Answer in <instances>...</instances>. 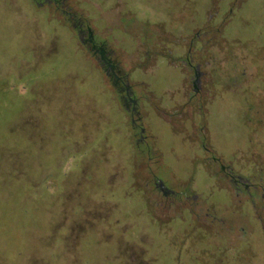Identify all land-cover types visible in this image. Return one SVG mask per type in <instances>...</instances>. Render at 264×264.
<instances>
[{
    "label": "rangeland",
    "instance_id": "rangeland-1",
    "mask_svg": "<svg viewBox=\"0 0 264 264\" xmlns=\"http://www.w3.org/2000/svg\"><path fill=\"white\" fill-rule=\"evenodd\" d=\"M57 1L0 0V264H264V0Z\"/></svg>",
    "mask_w": 264,
    "mask_h": 264
},
{
    "label": "flooded vegetation",
    "instance_id": "flooded-vegetation-1",
    "mask_svg": "<svg viewBox=\"0 0 264 264\" xmlns=\"http://www.w3.org/2000/svg\"><path fill=\"white\" fill-rule=\"evenodd\" d=\"M38 6H42V5H44V4H54L55 6H57V4H58V1L57 0H33ZM80 32V31H79ZM81 33V32H80ZM88 42L91 44V48L95 51V52H98L99 53V55L101 56V59L102 60H104L105 59V51H103V49L102 48H96L94 45H92L93 43H92V40H91V37L88 39ZM104 65H105V67H106V69H107V71H110V72H112L111 73V75H112V77H113V79H114V82H115V84H118V83H124L125 81H124V79L123 78H118V77H116L114 74H115V72H114V69H113V66L110 64V61H109V59H105V61H104ZM121 79V80H120ZM123 86H124V89H125V85L123 84ZM132 99V98H131ZM126 103H131V100H130V98H126ZM223 169V168H222ZM236 182V184L235 185H238V184H242V181H240L239 183L237 182V181H235ZM243 187H244V189L245 190H248L249 188L246 186V185H243ZM160 190L162 189L161 187L159 188ZM161 191H163V189L161 190ZM164 194L166 195V196H169V195H172L173 194V192H166V191H164Z\"/></svg>",
    "mask_w": 264,
    "mask_h": 264
},
{
    "label": "trees",
    "instance_id": "trees-1",
    "mask_svg": "<svg viewBox=\"0 0 264 264\" xmlns=\"http://www.w3.org/2000/svg\"><path fill=\"white\" fill-rule=\"evenodd\" d=\"M188 63V62H187Z\"/></svg>",
    "mask_w": 264,
    "mask_h": 264
}]
</instances>
